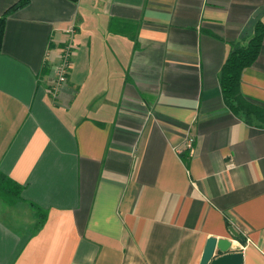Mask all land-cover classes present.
I'll list each match as a JSON object with an SVG mask.
<instances>
[{"label":"crops","instance_id":"crops-1","mask_svg":"<svg viewBox=\"0 0 264 264\" xmlns=\"http://www.w3.org/2000/svg\"><path fill=\"white\" fill-rule=\"evenodd\" d=\"M19 1L0 0V17ZM257 20L264 0H29L10 11L0 173L22 191L12 206L0 198V264H199L208 238L264 264V126L234 115L219 85ZM239 88L264 108V36Z\"/></svg>","mask_w":264,"mask_h":264},{"label":"trees","instance_id":"trees-1","mask_svg":"<svg viewBox=\"0 0 264 264\" xmlns=\"http://www.w3.org/2000/svg\"><path fill=\"white\" fill-rule=\"evenodd\" d=\"M76 2L77 0H70ZM29 0H20L14 4L4 15L0 17V46L4 31V24L7 14L10 11L19 9ZM264 36V23L257 20L254 25L253 36L245 46L235 45L231 48L219 72V85L222 98L226 107L237 116H243L246 122L258 121L264 126V108L258 107L245 100L240 93V76L244 69L250 67L258 57L262 39ZM22 187L0 173V198L9 204L14 205L21 200ZM37 211L40 225L44 216L39 208L31 204ZM241 240V238L239 237ZM242 241V240H241Z\"/></svg>","mask_w":264,"mask_h":264},{"label":"water","instance_id":"water-1","mask_svg":"<svg viewBox=\"0 0 264 264\" xmlns=\"http://www.w3.org/2000/svg\"><path fill=\"white\" fill-rule=\"evenodd\" d=\"M230 233L233 237L238 238V234L234 229L231 228ZM230 247L231 243L229 240L208 238L199 264H242V253L228 252ZM215 250L220 255L217 256Z\"/></svg>","mask_w":264,"mask_h":264},{"label":"built area","instance_id":"built-area-1","mask_svg":"<svg viewBox=\"0 0 264 264\" xmlns=\"http://www.w3.org/2000/svg\"><path fill=\"white\" fill-rule=\"evenodd\" d=\"M72 48L73 46L71 44H68L65 47L63 53L60 55L59 64L54 68L57 85H60L66 82V76L68 74V69H69V64H70L69 63L70 57L72 55ZM192 142L193 140L191 138L187 139L186 147L188 149L192 148Z\"/></svg>","mask_w":264,"mask_h":264}]
</instances>
